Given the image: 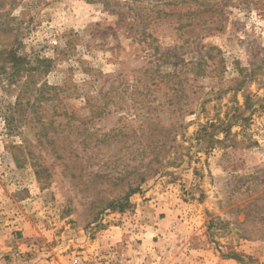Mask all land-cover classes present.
Wrapping results in <instances>:
<instances>
[{
  "label": "rangeland",
  "instance_id": "obj_1",
  "mask_svg": "<svg viewBox=\"0 0 264 264\" xmlns=\"http://www.w3.org/2000/svg\"><path fill=\"white\" fill-rule=\"evenodd\" d=\"M106 1L0 0V264H264V0Z\"/></svg>",
  "mask_w": 264,
  "mask_h": 264
},
{
  "label": "trees",
  "instance_id": "obj_2",
  "mask_svg": "<svg viewBox=\"0 0 264 264\" xmlns=\"http://www.w3.org/2000/svg\"><path fill=\"white\" fill-rule=\"evenodd\" d=\"M107 5H109V2L105 0V2H103ZM43 61L41 60L40 62H36L38 66H41V63ZM37 67L35 66V68L33 67V65L31 64V62L26 61L25 59L21 58L19 55L16 54L15 51L13 50H6L5 48L0 49V73H5L7 74L5 76L6 78V82H5V86L3 87H11V85H15V86H19V91L17 93L16 96V100L13 104H9V112L11 115H20L23 112L24 106H25V102H22V96L25 97L27 91H28V84L29 82H31V80H24L23 82L18 81V76H20L21 72L26 71L29 72V70H35ZM1 79H0V83H1ZM20 86L23 88L20 90ZM35 87V86H34ZM50 86H48L46 83L43 84V86L39 87H35V100H39L40 98L46 97V92L49 90ZM54 88V87H51ZM37 97V98H36ZM90 97L87 98V104L90 101ZM27 104L29 103V101L26 102ZM103 111V110H102ZM60 113H64L67 114V112H60ZM6 119V118H5ZM5 121H7V126L10 125L9 121L6 119ZM44 124V123H41ZM9 127V126H8ZM131 191H135V189H132ZM109 205H112V203H110Z\"/></svg>",
  "mask_w": 264,
  "mask_h": 264
},
{
  "label": "crops",
  "instance_id": "obj_3",
  "mask_svg": "<svg viewBox=\"0 0 264 264\" xmlns=\"http://www.w3.org/2000/svg\"><path fill=\"white\" fill-rule=\"evenodd\" d=\"M90 259H92V257H89ZM86 264H89V263H86Z\"/></svg>",
  "mask_w": 264,
  "mask_h": 264
}]
</instances>
